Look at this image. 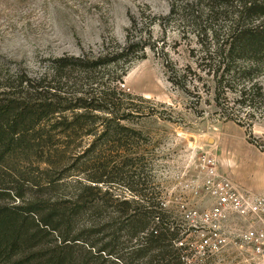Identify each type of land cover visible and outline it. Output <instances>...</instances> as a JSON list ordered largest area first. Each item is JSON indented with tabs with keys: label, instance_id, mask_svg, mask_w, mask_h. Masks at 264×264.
<instances>
[{
	"label": "rangeland",
	"instance_id": "obj_1",
	"mask_svg": "<svg viewBox=\"0 0 264 264\" xmlns=\"http://www.w3.org/2000/svg\"><path fill=\"white\" fill-rule=\"evenodd\" d=\"M245 1L251 0H0V85L16 86L20 78L45 75V82H58L52 79L53 62L82 56L93 61L106 54L114 58L130 41L132 46L121 63L100 64L88 74V82L116 88V97L129 114L126 120H118L123 127L119 126L117 134L99 145L107 150L108 158L120 148L142 156L144 175L164 196L167 208L207 230L201 215L214 206L216 198L206 186L204 160H215L218 172L239 186L223 161L264 166V153L247 136L249 128L264 143V58L255 62L257 57L248 56L228 62L216 54L218 48L228 49L226 40L235 23L239 29L264 33V11L245 12ZM257 5L264 6V0ZM224 64L229 72L224 71ZM217 69L218 77L213 73ZM61 72L74 82H86L84 70ZM93 140V136L72 134L69 150L60 147L63 153L40 146L29 159L20 156L16 175L23 184V199L13 195L1 203L19 206L33 200L46 213L71 206L76 181L86 176L80 172L82 161L74 162L73 151L82 152ZM261 182L258 179L254 184ZM120 192L129 194L125 187ZM84 224L81 218L71 236ZM220 226L223 242L207 237L219 245L209 248L200 234L195 242L199 255L211 252L214 264H260L240 242L238 234L246 227L243 219L230 213ZM62 238L60 231L47 232L33 248L42 251L38 259L28 258V246L26 253L0 260V264H46L45 253ZM87 256L76 244L72 264H83Z\"/></svg>",
	"mask_w": 264,
	"mask_h": 264
},
{
	"label": "trees",
	"instance_id": "obj_2",
	"mask_svg": "<svg viewBox=\"0 0 264 264\" xmlns=\"http://www.w3.org/2000/svg\"><path fill=\"white\" fill-rule=\"evenodd\" d=\"M257 1H245V12L263 13L264 6L257 5ZM238 25L235 23L228 35V49L218 48L216 54L222 61L249 56L257 57L253 59L259 62L264 58V33L239 29ZM131 46L129 41L114 58L106 54L93 61L86 56L55 61L52 79L58 82H45V75L39 79L20 78L16 86L0 85V260H12L20 252L26 253L28 246V258L38 259L42 251L33 248L42 243L47 232L60 231L63 238L45 253L46 264H72L76 244L88 255L83 264H214L211 252L201 256L195 248L200 234L206 241L213 232L189 224L185 216L174 215L167 208L164 196L144 175L143 157L120 148L108 158L107 150L99 145L101 140L117 134L119 126L123 127L118 120H126L129 114L117 99L116 88L104 82H88V74L100 64L118 65ZM63 69L70 73L84 70L86 82H74L72 76L61 72ZM217 71L213 72L216 77ZM224 71L229 72L230 67L225 65ZM224 76L218 81L219 89ZM46 127L51 131H45ZM53 131L57 134L52 135ZM72 134L78 138L93 136L94 140L82 152L79 148L73 151L74 162L82 161L80 172L86 176L76 181L78 189L71 206L46 213L33 200L19 206L1 203L13 195L23 199V184L16 175L20 156L29 159L40 146H52L63 153L60 147L69 150ZM247 136L264 152V143L249 128ZM92 156L96 160H89ZM122 187L129 194L123 195ZM81 218L85 220L83 229L71 236Z\"/></svg>",
	"mask_w": 264,
	"mask_h": 264
},
{
	"label": "built area",
	"instance_id": "obj_3",
	"mask_svg": "<svg viewBox=\"0 0 264 264\" xmlns=\"http://www.w3.org/2000/svg\"><path fill=\"white\" fill-rule=\"evenodd\" d=\"M204 161L203 168L208 176L206 186L216 198L214 206L201 215L204 229L211 230L215 240L221 244L220 222L230 213L236 214L246 222V227L238 234L241 244L250 249L260 264H264V196L238 188L230 178L218 172L215 160ZM205 243L211 248L219 247L216 242L211 244L206 240Z\"/></svg>",
	"mask_w": 264,
	"mask_h": 264
},
{
	"label": "crops",
	"instance_id": "obj_4",
	"mask_svg": "<svg viewBox=\"0 0 264 264\" xmlns=\"http://www.w3.org/2000/svg\"><path fill=\"white\" fill-rule=\"evenodd\" d=\"M262 152V151H261ZM264 153V152H262ZM225 167L233 172L234 177L236 176V181L240 182L241 185H237L233 179L231 181L236 184L237 187L243 190H250L253 193L264 196V166H260L256 163L253 164H239L231 161H223ZM245 163V162H243ZM223 165V164H222ZM221 167V166H220ZM221 171L227 174L223 167L220 168ZM232 176V175H231ZM258 179H262V182L258 185L254 184Z\"/></svg>",
	"mask_w": 264,
	"mask_h": 264
}]
</instances>
